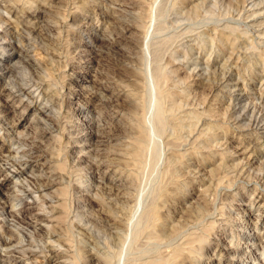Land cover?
I'll return each mask as SVG.
<instances>
[{
    "label": "rangeland",
    "instance_id": "374dc122",
    "mask_svg": "<svg viewBox=\"0 0 264 264\" xmlns=\"http://www.w3.org/2000/svg\"><path fill=\"white\" fill-rule=\"evenodd\" d=\"M14 1L0 0V65L16 41L33 62L17 67L23 81L43 85L0 97L11 105L0 142L22 159L36 139L47 155L13 169L0 164L8 192L0 206L33 204L40 216L9 220L0 207L9 221L8 233L0 226V256L19 264H264V216L252 204L264 205L263 0ZM42 2L40 16L19 15ZM29 90L37 107L25 106ZM95 129L106 135L97 145ZM46 175L49 188L33 180Z\"/></svg>",
    "mask_w": 264,
    "mask_h": 264
},
{
    "label": "bare ground",
    "instance_id": "6f19581e",
    "mask_svg": "<svg viewBox=\"0 0 264 264\" xmlns=\"http://www.w3.org/2000/svg\"><path fill=\"white\" fill-rule=\"evenodd\" d=\"M16 1V0H15ZM14 1V2H15ZM79 1V0H78ZM124 1H126V0H124ZM221 1V0H220ZM228 1V0H227ZM232 1V0H231ZM234 1V0H233ZM262 1V0H261ZM122 2V1H121ZM185 2V1H184ZM216 2V1H215ZM263 2H264V0H263ZM10 3H12V2H10ZM43 3L44 2H42L41 4H39V3H37L38 5L37 6H35V8H31V9H26V10H24V11H22L21 12V14H19L20 16H24V17H30V18H35V17H38V16H40V14L44 11V5H43ZM123 3V2H122ZM126 3V2H125ZM198 3V2H197ZM197 3H195L196 4V6H197ZM205 3V2H204ZM219 3V2H218ZM217 3V4H218ZM5 4V3H4ZM18 4V3H17ZM16 4V5H17ZM213 4V3H212ZM230 4V3H229ZM247 4V3H246ZM202 5V4H201ZM228 5V4H227ZM264 5V4H263ZM262 5V6H263ZM236 6V5H235ZM7 7V6H6ZM25 7V6H24ZM50 7V6H49ZM78 7V6H77ZM119 7V6H118ZM195 7V6H194ZM204 7V6H203ZM233 7V6H232ZM242 7H243V5H242ZM10 8V7H9ZM8 8V11L10 12V13H12V15H13V13H14V8H12V9H9ZM27 8V7H26ZM234 8V7H233ZM201 9V8H200ZM199 9V10H200ZM252 9V8H251ZM49 10V9H48ZM196 10V9H195ZM7 11V12H8ZM229 11H230V9H229ZM9 12H8V14H9ZM50 12V11H49ZM48 12V13H49ZM52 12V11H51ZM199 12V11H198ZM16 13V12H15ZM194 13H195V11H194ZM230 13V12H229ZM7 14V13H6ZM7 14V15H8ZM53 14V13H52ZM118 14V13H117ZM201 14V13H200ZM227 13H225V15H226ZM261 14H264V10H262L261 12H259V15H261ZM19 15H17L16 14V16L15 17H19ZM122 15V14H121ZM125 15V14H124ZM198 15V14H197ZM9 16V15H8ZM7 16V17H8ZM178 16V15H177ZM176 16V17H177ZM1 17V16H0ZM73 17V16H72ZM183 17V16H182ZM13 18V17H12ZM114 18V17H113ZM221 18V17H220ZM251 18V17H250ZM21 19V18H20ZM19 19V20H20ZM175 19V18H174ZM218 19H219V17H218ZM218 19H217V21H218ZM8 20V19H7ZM11 21L13 20V19H10ZM18 20V19H17ZM29 20V19H28ZM35 20V19H34ZM110 20V19H109ZM236 20V19H235ZM240 20V19H239ZM14 21H16V19L14 18ZM112 21V20H111ZM210 21H211V19H210ZM220 21V20H219ZM244 21V20H243ZM22 22V21H21ZM25 22V21H24ZM23 22V23H24ZM33 22V21H32ZM135 22V21H134ZM234 22V21H233ZM1 23V22H0ZM4 23H6V21H4ZM114 23V22H113ZM207 23V22H206ZM216 23V22H215ZM58 24V23H57ZM251 24H253V23H251ZM46 25V24H45ZM179 25V24H178ZM0 26H1V24H0ZM3 26V25H2ZM26 26L28 27H26V30L27 29H29V31H30V33L31 32H33L34 33V31L36 30L35 28H34V26H32L31 25V23L29 24H26ZM49 26V25H48ZM132 26V25H131ZM4 27V26H3ZM113 27V26H112ZM224 27V26H223ZM245 27V26H244ZM264 27V26H263ZM23 28V27H22ZM37 28V27H36ZM45 28V27H44ZM114 28V27H113ZM128 28V27H127ZM8 29V28H7ZM24 29H25V27H24ZM50 29V28H49ZM1 30L2 29H0V35H1ZM124 30V29H123ZM206 30V29H205ZM226 30V29H225ZM240 30V29H239ZM3 31L5 32V28L3 29ZM29 31H27V32H29ZM113 31V30H112ZM234 31V30H233ZM7 32V31H6ZM5 32V33H6ZM12 32V31H11ZM121 32H123V31H121ZM9 33V32H8ZM8 33H6L7 35H9ZM14 33V32H13ZM18 33V32H17ZM118 33V32H117ZM189 33V32H188ZM214 33V32H213ZM216 33V32H215ZM44 35V34H43ZM184 35V34H183ZM205 35V34H204ZM230 35V34H229ZM241 35V34H240ZM5 36V35H4ZM11 36V35H10ZM27 36V35H26ZM30 36V35H29ZM35 36V35H34ZM51 36V35H50ZM189 36H190V34H189ZM202 36V35H201ZM238 36V35H237ZM20 37V36H19ZM22 37H24V36H22ZM46 37V36H45ZM208 37V36H207ZM262 37H263V35H262ZM0 38H2L1 36H0ZM12 38V37H11ZM26 38V37H25ZM108 38V37H107ZM112 38V37H111ZM203 38V37H202ZM217 38H219V37H217ZM259 38H260V36H259ZM3 39V38H2ZM21 39V38H20ZM42 39V38H41ZM124 39V38H123ZM180 39H181V37H180ZM198 39V38H197ZM204 39V38H203ZM227 39V38H226ZM6 40V39H5ZM5 40H2V41H5ZM122 40V39H121ZM244 40V39H243ZM1 41V42H2ZM49 41V40H48ZM110 41V40H109ZM117 41V40H116ZM134 41V40H133ZM201 42L203 41V40H200ZM214 41V40H213ZM235 41V40H234ZM262 41V40H261ZM6 42V41H5ZM9 42H10V44H12V47L10 48V49H13V51H12V55L11 56H9V57H6V58H8L9 60H11V61H9V62H7V63H5V64H2V65H0V77H1V80H2V83L0 84V97L1 96H3V95H6V96H8V97H11V101L12 100H14V98L16 97V96H21V95H23L24 93H25V91L26 90H28L29 89V87L31 86V84L33 85V87L34 86H37L36 87V89H38L39 90V88L38 87H42V85H43V80L42 79H40V80H37V81H34V82H32L33 81V78L30 80L31 82V84L30 83H27L26 81H23V80H25L24 79V76H26L25 74L26 73H24V71H22L21 72V69H20V71H17V67L21 64V65H23V67H25V68H23V70L24 69H26V65H29V66H31V65H33V62H30V60L28 59L29 58V56L27 55V53H25V51L22 49V48H18V45H16V41H11L10 39H9ZM102 42V41H101ZM200 42V43H201ZM241 42V41H240ZM250 42H252V41H250ZM249 42V43H250ZM23 43V42H22ZM21 43V44H22ZM43 43H44V41H43ZM103 43V42H102ZM101 43V44H102ZM113 43V42H112ZM122 43V42H121ZM120 43V44H121ZM194 43V42H193ZM221 43V42H220ZM38 44V43H37ZM100 44V45H101ZM106 44H108V43H106ZM118 44V43H117ZM116 43L115 44H111V48L113 47V49L112 50H114V51H117V49L119 48L118 47V45H117ZM207 44V43H206ZM259 44V43H258ZM30 45V44H29ZM46 46V45H45ZM104 46V45H103ZM105 46H107V45H105ZM202 46H203V44H202ZM212 46V45H211ZM195 47V46H194ZM200 47V46H199ZM50 48V47H49ZM201 48H203V47H201ZM48 49V48H47ZM129 49V48H128ZM199 49V48H198ZM217 49V48H216ZM126 50V49H125ZM251 50V49H250ZM46 51V50H45ZM191 51V50H190ZM225 51V50H224ZM239 51V50H238ZM51 52V51H50ZM108 52V51H107ZM187 52V51H186ZM194 52V51H193ZM234 52V51H233ZM242 52V51H241ZM248 52V51H247ZM255 52V51H254ZM179 53V52H178ZM250 53V52H249ZM253 53V52H252ZM123 54V53H122ZM185 54V53H184ZM203 54V53H202ZM232 54V53H231ZM238 54V53H237ZM261 54V53H260ZM189 55V54H188ZM209 55V54H208ZM207 55V56H208ZM240 55V54H239ZM94 56V55H93ZM126 56V55H125ZM185 56V55H184ZM245 56V55H244ZM254 56V55H253ZM259 56V55H258ZM51 57V56H50ZM118 57V56H117ZM121 57V56H120ZM196 57V56H195ZM199 57V56H198ZM255 57V56H254ZM260 57V56H259ZM100 58V57H99ZM208 58V57H207ZM210 58V57H209ZM240 58V57H239ZM245 58V57H244ZM205 59V58H204ZM225 59V58H224ZM231 59V58H230ZM2 60V59H1ZM244 60V59H243ZM225 61V60H224ZM231 61V60H230ZM247 61V60H246ZM11 62V63H10ZM192 62V61H191ZM236 62V61H235ZM225 63V62H224ZM35 64V63H34ZM250 65V64H249ZM28 67V66H27ZM52 67V66H51ZM198 67V66H197ZM202 67V66H201ZM226 67V66H225ZM231 67H233V66H231ZM237 67V66H236ZM203 68V67H202ZM207 68V67H206ZM244 68V67H243ZM237 69V68H236ZM207 71V70H206ZM210 71V70H209ZM208 71V72H209ZM215 71V70H214ZM26 72H27V70H26ZM30 72V71H29ZM47 72V71H46ZM200 73V72H199ZM217 73H219V72H217ZM238 73V72H237ZM245 73V72H244ZM38 74V73H37ZM41 74H42V72H41ZM157 74V73H156ZM161 74V73H160ZM241 74V73H240ZM262 74V73H261ZM28 75V74H27ZM29 75H30V73H29ZM28 75V76H29ZM31 75H33V73L31 74ZM158 75H159V73H158ZM111 76V75H110ZM217 76V75H216ZM241 76V75H240ZM38 77V76H37ZM103 77V76H102ZM154 77V76H153ZM231 77V76H230ZM159 78V77H158ZM7 79V80H6ZM50 79V78H49ZM8 80H9V82H8ZM27 80V79H26ZM36 80V79H35ZM215 80V79H214ZM48 81V80H47ZM239 81V80H238ZM109 82V81H108ZM8 84V85H7ZM211 84H212V82H211ZM103 86V85H102ZM263 86V85H262ZM119 87V86H118ZM124 87V86H123ZM128 87V86H127ZM44 88V87H43ZM32 89V88H31ZM42 91V90H41ZM93 91V90H92ZM232 91V90H231ZM14 92H16V93H18V94H14ZM43 92V91H42ZM99 92V91H98ZM28 95H27V100L25 101V106H26V108L27 107H30V108H33V107H37L38 105H39V99L38 98H36V97H34L33 95H32V92H30V90L29 91H27L26 92ZM162 93V92H161ZM50 94V93H49ZM101 94V93H100ZM41 95H43V93L41 94ZM131 95V94H130ZM231 95V94H230ZM39 96H40V94H39ZM87 96V95H86ZM94 96V95H93ZM109 96V95H108ZM162 96V95H161ZM41 97V96H40ZM42 98H43V96H42ZM162 98V97H161ZM176 100V99H175ZM111 101V100H110ZM20 102H22V98L20 99ZM106 103V102H105ZM132 103V102H131ZM158 103V102H157ZM179 103V102H178ZM183 103V102H182ZM182 103H180V105L182 104ZM21 104H24V102H22ZM54 104V103H53ZM103 104V103H102ZM143 104V103H142ZM185 105V104H184ZM52 106V105H51ZM55 106V105H54ZM178 106V105H177ZM41 107V106H40ZM39 107V108H40ZM43 107H44V105H43ZM182 107V106H181ZM227 107V106H226ZM10 108H11V105L9 104V103H6V102H0V122H3V123H6V124H8V116L10 115V113H11V110H10ZM25 108V109H26ZM245 108V107H244ZM24 109V110H25ZM41 109V108H40ZM229 109V108H228ZM257 109V108H256ZM117 110V109H116ZM143 110H145V109H143ZM48 112V111H47ZM145 112V111H144ZM55 113V112H54ZM193 113V112H192ZM246 113V112H245ZM49 114V113H48ZM196 114V113H195ZM230 114V113H229ZM50 115V114H49ZM52 115V114H51ZM140 115V114H139ZM259 115V114H258ZM113 116V115H112ZM141 116V115H140ZM224 116V115H223ZM230 116V115H229ZM261 116V115H260ZM137 117V114H136V116H135V118ZM178 117V116H177ZM227 117V116H226ZM252 117V116H251ZM41 118V117H40ZM238 118H239V116H238ZM52 119V118H51ZM108 119V118H107ZM138 119H139V117H138ZM103 120V119H102ZM109 120V119H108ZM140 120V119H139ZM231 120V119H230ZM128 121V120H127ZM141 122H142V120H140ZM264 121V120H263ZM56 122V121H55ZM110 122V121H109ZM185 122V121H184ZM44 123H45V121H44ZM114 123V122H113ZM139 123V122H138ZM138 123H136V124H138ZM180 123V122H179ZM178 123V124H179ZM192 123V122H191ZM99 124V123H98ZM110 124V123H109ZM108 124V125H109ZM133 124V123H132ZM143 124V123H142ZM141 124V125H142ZM183 124V123H182ZM11 125V124H10ZM15 125V124H14ZM94 125V124H93ZM92 125V126H93ZM101 125V124H100ZM112 125V124H111ZM128 125V124H127ZM138 125H140V124H138ZM138 125H137V127H138ZM180 125V124H179ZM248 125V124H247ZM12 127H13V124L11 125ZM49 126V125H48ZM110 126V125H109ZM144 126V125H143ZM143 126H141V127H143ZM147 126V125H146ZM121 127V126H120ZM134 127H135V125H134ZM141 127H140V129H141ZM160 127V126H159ZM159 127H157V128H159ZM191 127V126H190ZM244 127V126H243ZM8 128V127H7ZM177 128V127H176ZM187 128V127H186ZM208 128V127H207ZM217 128V127H216ZM47 129V128H46ZM98 129V128H97ZM97 129H95V132H93V134H94V144H99V143H101V142H103L104 141V137L106 136V135H104V133H101V131H98ZM108 129V128H107ZM139 129V127H138V129H137V133H138V135L140 136L141 134H142V131ZM143 129V132L145 131V133H146V130H144L145 129V127L144 128H142ZM255 129V128H254ZM6 130H8V129H6ZM40 130V129H39ZM44 130V129H43ZM101 130V129H100ZM184 130V129H183ZM36 131V130H35ZM34 131V132H35ZM117 131V130H116ZM180 130H178V132H179ZM260 131V130H259ZM263 131V130H262ZM46 132V131H45ZM162 132V131H161ZM175 132V131H174ZM7 133V132H6ZM109 133V132H108ZM111 133V132H110ZM109 133V134H110ZM158 133H159V131H158ZM176 133V132H175ZM180 133V132H179ZM20 134V133H19ZM28 134V133H27ZM35 134H36V132H35ZM80 134V133H79ZM78 134V135H79ZM111 134H113V133H111ZM133 134H135V133H133ZM163 134V133H162ZM174 134V133H173ZM244 134H245V132H244ZM262 134V133H261ZM31 135V134H30ZM165 135V134H164ZM181 135V134H180ZM201 135V134H200ZM213 135V134H212ZM211 135V136H212ZM20 136V135H19ZM76 136V135H75ZM113 136H116V134L115 135H113ZM120 136V135H119ZM130 136V135H129ZM135 136H137V135H135ZM144 136V135H143ZM146 136V135H145ZM42 137V136H41ZM141 137V136H140ZM165 137V136H164ZM12 138V137H11ZM111 138V137H110ZM139 138V137H138ZM142 138V137H141ZM140 138V139H141ZM213 138H214V136H213ZM14 139H16V138H14ZM27 139V138H26ZM31 139H34V138H31ZM139 139V140H140ZM143 139V138H142ZM141 139V140H142ZM175 139V138H174ZM182 139V138H181ZM180 139V140H181ZM215 139V138H214ZM21 140V139H20ZM25 140V139H24ZM81 140V139H80ZM10 141V140H9ZM28 141V140H27ZM35 142H32L31 144H30V146L29 147H27V149H24V151L23 150H18V151H20V153H21V155H26L27 157L26 158H22L21 159V157H20V159H18L17 158V153L15 154L16 155V158H15V156L13 155V151H11V150H13V149H11L12 147H9L6 143H4V142H0V164H9V166H12V168H10V169H13V167L16 165V163H17V165H22V166H24L25 164H28V163H30L31 161H34V160H36V159H38V158H42L44 155H45V153H44V150L42 149V146H41V143H39V140L38 141H36V139L34 140ZM135 141V140H134ZM136 141H138V140H136ZM136 141L134 142V144L136 143ZM182 141H184L183 139H182ZM260 141V140H259ZM127 142V141H126ZM141 142V141H140ZM188 142V141H187ZM138 143H139V141H138ZM195 143V142H194ZM207 143V142H206ZM18 144V143H17ZM91 144V143H90ZM128 144V143H127ZM130 144V143H129ZM15 146H16V144H14ZM13 145V146H14ZM20 145V144H19ZM46 145V144H45ZM131 145V144H130ZM137 145V144H136ZM26 146V145H25ZM47 146V145H46ZM45 146V147H46ZM127 146V145H126ZM134 146V145H133ZM138 146H140V145H138ZM194 146V145H193ZM197 146V145H196ZM17 147V146H16ZM21 147V146H20ZM135 147V146H134ZM93 148V147H92ZM126 148V147H125ZM130 148V147H129ZM195 148V147H194ZM11 149V150H10ZM127 149V148H126ZM17 150H15V151H17ZM133 150L135 151L136 149L135 148H133ZM132 150V151H133ZM139 150V149H138ZM132 151H131V153H132ZM202 151V150H201ZM92 152V151H91ZM97 152V151H96ZM124 152V151H123ZM139 152V151H138ZM137 152V153H138ZM185 152V151H184ZM194 152V151H193ZM241 152V151H240ZM51 154V153H50ZM119 154H121V153H119ZM124 154V153H123ZM135 154V156H136V153L135 152H133V154H132V156ZM138 154H140V153H138ZM186 154H187V152H186ZM189 154V153H188ZM197 154V153H196ZM211 154V153H210ZM20 155V156H21ZM47 155V154H46ZM45 155V156H46ZM89 155H90V153H89ZM126 155V154H125ZM183 155V154H182ZM233 155V154H232ZM99 156V155H98ZM189 156V155H188ZM114 157V156H113ZM130 157V156H129ZM193 157V156H192ZM202 157H204V156H202ZM206 157V156H205ZM45 158V157H44ZM51 158V157H50ZM98 158V157H97ZM134 158V157H133ZM177 158V157H176ZM179 158V157H178ZM189 158V157H188ZM198 158V157H197ZM200 158V157H199ZM117 159V158H116ZM128 159V158H127ZM108 160V159H107ZM120 160V159H119ZM176 160V159H175ZM197 160V159H196ZM115 161V160H114ZM113 161V162H114ZM123 161V160H122ZM131 161V160H130ZM129 161V162H130ZM178 161V160H177ZM198 161V160H197ZM112 162V161H111ZM120 162V161H119ZM182 162V161H181ZM180 162V163H181ZM244 162V161H243ZM104 163V162H103ZM116 163H118V162H116ZM115 163V164H116ZM125 163V162H124ZM123 163V164H124ZM201 163V162H200ZM93 164V163H92ZM112 164V163H111ZM132 164V163H131ZM197 164V163H196ZM135 165V164H134ZM134 165H131V166H134ZM189 166V165H188ZM17 168L19 167V166H16ZM54 167V166H53ZM15 168V167H14ZM17 168H16V170H17ZM129 168V167H128ZM127 168V169H128ZM194 168V167H193ZM2 169V166L0 165V170ZM224 169V168H223ZM191 170V169H190ZM196 170V169H195ZM30 171V170H29ZM55 171V170H54ZM97 171V170H96ZM56 172V171H55ZM99 172V171H98ZM97 172V173H98ZM119 172V171H118ZM193 172V171H192ZM199 173V172H198ZM170 174V173H169ZM33 175V174H32ZM37 175V174H36ZM43 175V174H42ZM41 175V176H42ZM54 175V174H53ZM57 175V174H56ZM62 175V174H61ZM98 175V174H97ZM131 175V174H130ZM192 175V174H191ZM47 176V178H43V177H45V176H43L42 178L41 177H39V176H36L33 180H36V183H39V186L40 187H50V186H53L52 185V183L54 182L53 180L54 179H52L49 175H46ZM52 176V175H51ZM133 176H134V174H133ZM53 178H55L54 176H52ZM60 177V176H59ZM64 177V176H63ZM63 177H61V178H63ZM113 177V176H112ZM132 177V176H131ZM135 177H136V175H135ZM57 179V178H56ZM98 179V178H97ZM63 180V179H62ZM61 180V181H62ZM60 182V181H59ZM35 183V182H34ZM55 183V182H54ZM111 183V182H110ZM33 184V183H32ZM164 184H165V182H164ZM184 184V183H183ZM24 185V184H23ZM177 185V184H176ZM38 186V185H37ZM183 186V185H182ZM24 187H25V185H24ZM177 187V186H176ZM38 188V187H37ZM7 189V188H6ZM6 189L4 188V185H3V183H2V181H0V199H2V203H4L5 202V199L7 198V196H8V192L6 191ZM33 189V188H32ZM31 189V190H32ZM41 189V188H40ZM181 189V188H180ZM163 190V189H162ZM173 190V189H172ZM28 191V190H27ZM177 191V190H176ZM183 191V190H182ZM12 192V191H11ZM47 193V192H46ZM45 193V194H46ZM109 194V193H108ZM160 194V193H159ZM188 194V193H187ZM118 195V194H117ZM50 196V195H49ZM48 196V197H49ZM123 196V195H122ZM167 196V195H166ZM178 196V195H177ZM51 197H52V195H51ZM46 198V197H45ZM121 198V197H120ZM134 199V198H133ZM180 199V198H179ZM206 199V198H205ZM208 199V198H207ZM47 200H48V198H47ZM46 201V200H45ZM133 201V200H132ZM135 201V200H134ZM158 201V200H157ZM163 201V200H162ZM206 201V200H205ZM154 203V202H153ZM152 203V204H153ZM197 203V202H196ZM201 203V202H200ZM206 203V202H205ZM264 203V202H263ZM252 204L253 205H255V206H257V207H259V209L261 210L260 211V215H262V216H264V205H262V204H260V201L258 200V199H254L253 200V202H252ZM6 205V204H5ZM137 207H138V205H136ZM163 206H165V205H163ZM1 208H2V211L3 212H5V213H7V215L9 216V220H10V217H12V216H18V218L20 219V220H22V222H23V220L24 221H26L27 223L31 220L30 218H31V215H34L36 218H37V222H39V218H40V216H39V214H37L36 215V213H34V214H32V209H34V205L33 204H25L24 205V208L23 209H21V210H18V212H16L13 208H12V204L11 205H7V206H5L4 207V205H2V206H0ZM39 207H40V205H39ZM136 207V208H137ZM154 207L155 206H152V208L151 209H153V214L151 213V216L152 215H156V214H158V213H156L157 211H156V209L157 208H155L154 209ZM189 207V206H188ZM212 208H213V206H212ZM61 209H62V207H61ZM58 210V209H57ZM129 210V209H128ZM158 210V209H157ZM34 211V210H33ZM37 212V211H36ZM41 212V211H40ZM45 213V212H44ZM188 213V212H187ZM212 213V212H211ZM210 213V214H211ZM258 213V212H257ZM97 214V213H96ZM129 214V213H128ZM41 215V214H40ZM46 215V214H45ZM155 215H154V218H155ZM187 215V214H186ZM42 216V215H41ZM94 216V215H93ZM149 216V215H148ZM170 216V215H169ZM188 216V215H187ZM7 217V216H6ZM6 217H2V219L0 220V223L2 222V224L0 225L1 227L3 226L4 227V231L6 232V233H8L9 232V230L8 229H6V226H8V224H9V221H8V219H6ZM111 217V216H110ZM150 217V216H149ZM174 217V216H173ZM8 218V217H7ZM14 219H15V217H13ZM34 218V217H33ZM98 218V217H97ZM158 218V216L156 217V219ZM191 218V217H190ZM17 219V218H16ZM18 219V220H19ZM107 219V218H106ZM162 219H164V217L162 218ZM168 219V218H167ZM203 219V218H202ZM34 220H35V218H34ZM41 220H44V218L42 219L41 218ZM90 220V219H89ZM88 220V221H89ZM154 220V219H153ZM161 220V219H160ZM174 220V219H173ZM172 220V221H173ZM194 220V219H193ZM32 221V220H31ZM49 221V220H48ZM91 221V220H90ZM163 221V220H162ZM205 221V220H204ZM11 222V221H10ZM36 222V223H37ZM94 222H96V221H94ZM157 222V221H156ZM27 223H25V224H27ZM59 223V222H58ZM88 223V222H87ZM91 223H93V221L91 222ZM97 223V222H96ZM121 223V222H120ZM12 224V223H11ZM17 224V223H16ZM55 224H57V223H55ZM105 224V223H104ZM109 224H110V222H109ZM145 224V223H144ZM173 224V223H172ZM192 224V223H191ZM213 224V223H212ZM34 225V224H33ZM43 225V224H42ZM41 225V226H42ZM84 225H88V224H84ZM121 225V224H120ZM16 226V225H15ZM22 226V225H21ZM97 226V225H96ZM108 226V225H107ZM165 226H167V225H165ZM173 226V225H172ZM172 226H171V228H172ZM179 226V225H178ZM9 227V226H8ZM33 227V226H32ZM57 227H58V225H57ZM92 227V226H91ZM93 227H94V225H93ZM160 227V226H159ZM180 227V226H179ZM213 227V226H212ZM25 228H26V226H25ZM195 228V227H194ZM205 228V227H204ZM40 229V228H39ZM44 229V228H43ZM42 229V230H43ZM59 229V228H58ZM63 229H65V228H63ZM91 229V228H90ZM163 229H165V228H163ZM162 229V230H163ZM177 229H178V227H177ZM183 229V228H182ZM52 230V229H51ZM60 230H61V228H60ZM118 230V229H117ZM186 230V229H185ZM68 231V230H67ZM112 231V230H111ZM155 231V230H154ZM158 231V230H157ZM12 232V231H11ZM24 232V231H23ZM45 232H46V230H45ZM86 232V231H85ZM114 232V231H113ZM112 232V233H113ZM117 232V231H116ZM115 232V233H116ZM197 232V231H196ZM29 233V232H28ZM35 233V232H34ZM56 233V232H55ZM61 233V232H60ZM109 233V232H108ZM114 233V234H115ZM121 233V232H120ZM123 233V232H122ZM125 233V232H124ZM169 233V232H168ZM167 232H166V234H168ZM192 233H193V231H192ZM42 234H43V232H42ZM127 235H128V232L126 233ZM156 234V233H155ZM8 235V234H7ZM48 235V234H47ZM116 235H118V234H116ZM149 235V234H148ZM217 235V234H216ZM28 236V235H27ZM61 236V235H60ZM170 236H171V234H170ZM58 237V236H57ZM126 237V236H125ZM167 237V236H166ZM165 237V238H166ZM169 237V236H168ZM219 237V236H218ZM9 238V237H8ZM8 238H3V241H4V243L6 244V245H10V244H13V243H11V238L10 239H8ZM21 238V237H20ZM30 238V237H29ZM45 238V237H44ZM115 238V237H114ZM113 238V239H114ZM117 238H118V236H117ZM174 238V237H173ZM185 238V237H184ZM193 238H194V236H193ZM137 239H138V237H137ZM136 239V240H137ZM175 239V238H174ZM186 239V238H185ZM56 240V239H55ZM54 240V241H55ZM67 240H69V239H67ZM120 240V239H119ZM124 240V239H123ZM153 240V239H152ZM172 240V239H171ZM170 240V241H171ZM188 240V239H187ZM186 240V241H187ZM70 241H71V239H70ZM72 242V241H71ZM139 242V241H138ZM142 242H143V240H142ZM161 242V241H160ZM166 242V241H165ZM200 242V241H199ZM51 243V242H50ZM210 243V242H209ZM209 243H207V244H209ZM28 244V243H27ZM68 244V243H67ZM120 244V243H119ZM159 244V243H158ZM192 244V243H191ZM218 244V243H217ZM236 244V243H235ZM18 245V244H17ZM54 245V244H53ZM70 245V244H69ZM73 245V244H72ZM76 245V244H75ZM107 245V244H106ZM109 245V244H108ZM121 245V244H120ZM144 245H146V244H144ZM176 245H177V243H176ZM183 245V244H182ZM7 246V247H8ZM21 246V245H20ZM74 246V245H73ZM114 246V245H113ZM134 246H136V245H134ZM133 246V247H134ZM147 246V245H146ZM185 246V245H184ZM188 246V245H187ZM204 246V245H203ZM10 247H12V245H10ZM24 247V246H23ZM190 247V246H189ZM200 247V246H199ZM202 247V246H201ZM259 247H261V249L263 250L264 249V241H263V243H261L260 245H259ZM15 248V247H14ZM13 248V249H14ZM26 248H28V247H26ZM26 248H23V250L24 251H27V252H30V249L28 250V249H26ZM34 248V247H33ZM76 248V247H75ZM107 248V247H106ZM105 248V249H106ZM116 248V247H115ZM143 248V247H142ZM6 249V248H5ZM19 249H21V248H19ZM104 249V250H105ZM114 249V248H113ZM144 249V248H143ZM178 249V248H177ZM176 249V250H177ZM200 249H202V248H200ZM242 249V248H241ZM33 250V249H32ZM65 250V249H64ZM69 250V249H68ZM118 250V249H117ZM147 250H148V248H147ZM181 250V249H180ZM184 250V249H183ZM190 250V249H189ZM220 250L223 252V253H228L229 252V249L228 248H226V247H221L220 246ZM257 250V249H256ZM262 250H261V252H262ZM18 251V250H17ZM49 251H51V253H53V256H56V254L57 253H55V252H53V249H49ZM61 251V250H60ZM136 251H137V249H136ZM236 251V250H235ZM21 252H23V251H21ZM20 252V253H21ZM106 252V251H105ZM104 252V253H105ZM117 252V251H116ZM151 252V251H150ZM174 252H175V250H174ZM179 252V251H178ZM181 252V251H180ZM199 252V251H198ZM220 252V251H219ZM7 253V252H6ZM59 253V252H58ZM115 253V252H114ZM121 253V252H120ZM152 253H153V251H152ZM176 253H177V251H176ZM175 253V254H176ZM182 253V252H181ZM180 253V254H181ZM192 253V252H191ZM30 254V253H29ZM106 254V253H105ZM171 254V253H170ZM175 254H173L174 255V257H173V259L174 258H176V257H178L177 255H180V254H176V257H175ZM183 254V253H182ZM248 254V253H247ZM26 255H28V254H26ZM92 255V254H91ZM102 255V254H101ZM104 255V254H103ZM229 255V254H228ZM63 256V255H62ZM114 256V255H113ZM139 256V255H138ZM170 256V255H169ZM23 257H24V252H23ZM107 257V256H106ZM183 257V256H182ZM56 258V257H55ZM86 258V257H85ZM132 259H133V257H131ZM135 258V257H134ZM179 258H181V257H179ZM178 258V259H179ZM185 258V257H184ZM238 258V257H237ZM261 258V257H260ZM58 259V258H57ZM88 259V258H87ZM109 259V258H108ZM137 259V258H136ZM169 259V258H168ZM177 259V260H178ZM186 259H188V258H186ZM262 259H263V257H262ZM261 259V260H262ZM65 260V259H64ZM100 260V259H99ZM105 260H106V258H105ZM112 260V259H111ZM171 260V259H170ZM169 260V261H170ZM176 260V261H177ZM239 260H240V258H239ZM108 261V260H107ZM168 261V260H167ZM167 261H165L164 263L165 264H167L168 262ZM175 261V262H176ZM183 261V260H182ZM197 261V260H196ZM28 262V261H27ZM167 262V263H166ZM190 262V261H189ZM218 262V261H217ZM29 263V262H28ZM162 263V262H161ZM171 263V262H170ZM0 264H19V261L17 260V259H15V258H9L7 255H1L0 256ZM173 264V263H172ZM176 264H177V262H176ZM197 264V263H196ZM200 264V263H199Z\"/></svg>",
    "mask_w": 264,
    "mask_h": 264
}]
</instances>
